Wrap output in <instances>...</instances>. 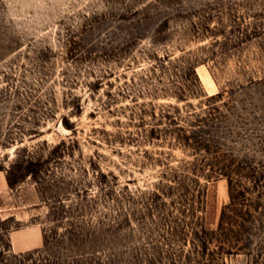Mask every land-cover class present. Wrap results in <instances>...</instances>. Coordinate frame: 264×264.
<instances>
[{"label":"rangeland","instance_id":"1","mask_svg":"<svg viewBox=\"0 0 264 264\" xmlns=\"http://www.w3.org/2000/svg\"><path fill=\"white\" fill-rule=\"evenodd\" d=\"M0 264H264V0H0Z\"/></svg>","mask_w":264,"mask_h":264},{"label":"crops","instance_id":"2","mask_svg":"<svg viewBox=\"0 0 264 264\" xmlns=\"http://www.w3.org/2000/svg\"><path fill=\"white\" fill-rule=\"evenodd\" d=\"M28 228H32V229H35L36 231L38 230L39 232V238H38V242L34 245H32L31 247H28V248H23V249H17L16 248V244H15V240H14V235L16 232H19L21 230H25V229H28ZM11 236V242H12V246H13V249H15L16 251H26V250H30V249H33V248H36V247H39L42 242H43V234H42V230L40 228V226L38 225H34V226H27V227H24V228H20V229H16V230H13L10 234Z\"/></svg>","mask_w":264,"mask_h":264},{"label":"trees","instance_id":"3","mask_svg":"<svg viewBox=\"0 0 264 264\" xmlns=\"http://www.w3.org/2000/svg\"><path fill=\"white\" fill-rule=\"evenodd\" d=\"M67 125H68V124H67ZM201 143H202L201 140H196L193 144H191V143L189 142V144L193 146L194 150H200V149H201V145H202ZM203 143H205V142L203 141ZM206 143H207V142H206ZM205 145H206V148H207L208 145H207V144H205ZM222 221H223V219H222Z\"/></svg>","mask_w":264,"mask_h":264},{"label":"bare ground","instance_id":"4","mask_svg":"<svg viewBox=\"0 0 264 264\" xmlns=\"http://www.w3.org/2000/svg\"><path fill=\"white\" fill-rule=\"evenodd\" d=\"M23 238H24V239H23V240H24V243H23V244H28L29 239H28L27 237H25V236H24Z\"/></svg>","mask_w":264,"mask_h":264}]
</instances>
